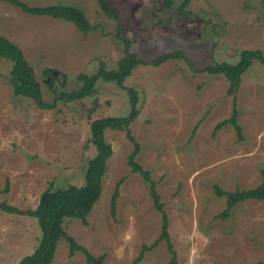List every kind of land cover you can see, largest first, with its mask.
I'll return each mask as SVG.
<instances>
[{"label": "rangeland", "instance_id": "obj_1", "mask_svg": "<svg viewBox=\"0 0 264 264\" xmlns=\"http://www.w3.org/2000/svg\"><path fill=\"white\" fill-rule=\"evenodd\" d=\"M31 7L67 5L84 13L95 29L81 33L74 24L34 16L0 1V37L16 44L33 69L42 110L15 97L9 82L12 64L0 59V202L21 211L36 209L47 188L84 183L85 165L95 154L91 121L130 112L127 90L138 96V116L130 130L136 157L156 184L168 221V236L178 264H254L264 262V201L238 203L222 220L215 216L225 198L213 187L233 192L256 187L264 172V64L254 62L233 95L222 75L203 70L220 63L235 65L243 50L264 58V6L260 0H108L119 13L108 19L96 0H20ZM129 52L145 64L136 66L122 87L99 81L94 93L62 101L60 93L82 87L79 75L91 76L101 63L116 69ZM178 52L184 59L154 63ZM52 72L51 77L45 71ZM242 128L213 134L232 111ZM112 148L98 200L87 217L64 219L65 233L103 264H167L165 241L147 250L161 233V216L149 185L131 173L127 158L133 147L125 132L106 130ZM118 186L115 212L110 199ZM37 221L0 210V264H18L34 252L40 239ZM58 242L51 264H86L81 253L68 256ZM140 255H142L141 258Z\"/></svg>", "mask_w": 264, "mask_h": 264}, {"label": "trees", "instance_id": "obj_2", "mask_svg": "<svg viewBox=\"0 0 264 264\" xmlns=\"http://www.w3.org/2000/svg\"><path fill=\"white\" fill-rule=\"evenodd\" d=\"M20 9L23 13L34 16H48L53 19H61L74 24V26L83 34H87L94 30L95 27L90 25L82 10L57 4L47 7H31L20 0H0ZM102 13L108 18L117 21L119 18L118 11L113 8L108 0H96ZM167 7L171 6V0H163ZM190 0H184L180 4L183 13L188 6ZM264 6V0H260ZM124 56L117 62L116 69L106 70L103 63L100 64L97 72L91 76L79 75L78 80L82 83V87L70 93H60L57 99L62 101H75L85 97H89L94 93L97 82H111L119 87L127 78L132 70L141 64H145L142 59H138L129 52L130 43L124 40ZM0 59L10 61L12 68L10 71L9 82L12 93L15 97H22L32 100L36 107L47 110L53 107L52 104L44 103L41 99L39 83L36 81L33 69L24 58L21 49L4 37H0ZM184 59L181 53L174 52L161 56L155 65H159L167 60ZM264 64V58L261 52L256 50H243L240 52L239 61L235 65L228 63H220L207 66L203 71L208 74L222 75L228 82L227 94L233 95L241 83L242 75L254 63ZM47 76L52 75L50 70L45 71ZM130 112L123 117H104L91 121L90 143L95 148V154L88 159L84 171V183L81 186L69 185L64 189L47 188L39 196V201L34 210H19L8 206L4 202H0V210L6 213L28 216L36 219L40 229V239L33 253L23 257L18 264H51L56 247L59 241L65 240L69 245L68 256L72 257L75 253L83 254L86 264H103L104 256L94 257L87 249L78 245L74 238L68 236L63 229L64 219H76L83 226H87V217L98 200L101 192L102 178L106 171L107 160L112 155V148L105 140L104 133L106 130L125 132L126 139L132 145L133 150L127 158V164L131 173L138 174L149 185L150 197L153 202L154 209L161 216V233L159 237L150 245H144L142 255L145 251L155 248L159 242L165 241L170 254L167 264H178L176 254L172 249L168 236V221L160 202V197L156 191V184L151 180L147 170L137 163L136 157L140 153V145L131 133L130 126L138 116V96L135 90L128 89ZM232 126L235 133L242 139V128L237 121L236 111H232L229 119H225L216 124L213 134L225 126ZM261 182L253 188L235 189L233 192L221 189L218 185H214V195L218 198H225V207L215 217L226 219L230 210L238 203L248 200L264 201V172H261ZM118 186H116L110 199V214L113 216L115 212L116 200L119 196ZM140 255L139 258L142 257ZM254 264H264V262H256Z\"/></svg>", "mask_w": 264, "mask_h": 264}]
</instances>
